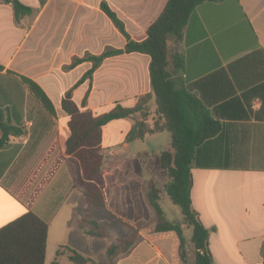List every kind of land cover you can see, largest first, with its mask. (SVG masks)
I'll use <instances>...</instances> for the list:
<instances>
[{
    "label": "crops",
    "instance_id": "crops-1",
    "mask_svg": "<svg viewBox=\"0 0 264 264\" xmlns=\"http://www.w3.org/2000/svg\"><path fill=\"white\" fill-rule=\"evenodd\" d=\"M18 1L34 10L19 23L11 6L0 2V116L3 123L21 132L18 137L9 136L0 147V228L28 211L44 221L48 227L46 264L50 249L74 247L69 239L78 236L76 230L85 218L71 209L79 198L85 201L76 186L77 162L63 151L69 130L60 103L64 93L91 68V62L67 67L74 58L124 49L126 39L100 9L102 2L121 21L128 36L141 41L166 0ZM149 63L148 55L136 52L109 56L92 73L85 107L81 101L89 80L73 90L72 100L80 110H100L115 102L134 107L139 98L151 94ZM167 70L172 80L221 122L218 134L199 153V160L208 168L191 170L192 208L208 229L212 264H262L264 0L200 4L180 37L168 41ZM21 77L41 87L53 113L29 93ZM142 108L148 113L144 123L152 127L157 118L153 97ZM136 119L142 118L113 120L102 128L104 209L116 213L114 190L124 187L126 212L132 217L140 207L149 217L143 228L134 227L142 241L116 264H183L185 260L175 258L174 235H148L145 229L152 222L148 187L153 184L158 190L159 184L164 187L168 182L159 164L163 150L153 154L150 149L170 134H146L126 142ZM150 153L156 158L150 159ZM108 187L113 209L106 195ZM181 227L183 231L185 225Z\"/></svg>",
    "mask_w": 264,
    "mask_h": 264
},
{
    "label": "trees",
    "instance_id": "trees-1",
    "mask_svg": "<svg viewBox=\"0 0 264 264\" xmlns=\"http://www.w3.org/2000/svg\"><path fill=\"white\" fill-rule=\"evenodd\" d=\"M41 3L44 0H39ZM206 1L221 0H166L164 8L158 17L146 29V36L141 41L132 40L125 32L123 24L105 3L100 9L126 39L124 49L106 50L98 56L85 55L74 58L67 67L88 61L91 68L65 93L60 107L68 116L69 136L63 144L65 155L72 157L78 166L76 186L83 193L87 205L95 208H105L104 179L102 176L103 155L101 153L102 128L113 120L133 118L138 115L134 125L125 137L126 142L143 139L146 134L167 131L170 134L169 146L159 154V164L166 172L168 182L165 193L176 205L182 215L181 222H169L165 219L163 210L158 204V190L153 184L148 187L147 198L154 210L156 220L150 225L148 235L172 234L176 237L177 247L175 258L185 260V241L181 225L191 228L190 242L193 249V264H212L208 247V229L201 223L197 212L192 208L191 185L193 167L208 168L199 160L201 147L214 138L221 129V122L214 119L208 108L184 87L171 79L168 67V41L178 39L181 30L186 25L195 9ZM12 8L16 23L24 16L31 15L34 10L18 0H0ZM141 53L150 57L148 67L151 94L139 98L134 107H125L115 102L100 110H80L72 100V92L85 80L92 79L93 71L102 61L120 53ZM1 68V67H0ZM22 83L29 93L48 112L53 113V107L41 87L29 78L21 77ZM88 90L81 101L85 107ZM153 97L156 120L149 127L144 123L148 115L142 108L147 100ZM259 120V119H258ZM261 120V119H260ZM0 147L8 141V137H18L21 132L3 123L0 116ZM1 174V172H0ZM92 228L84 229V234L92 238H104L105 232L98 228L94 220L83 219ZM131 234L127 238H119L116 243L108 246L105 257L95 261L68 246H61L55 257L65 256L73 264H116L125 258L130 251L142 241L139 232L131 225ZM47 224L32 212L28 211L15 220L0 228V264H44L47 239ZM260 253L264 264V242ZM56 264V263H53Z\"/></svg>",
    "mask_w": 264,
    "mask_h": 264
},
{
    "label": "rangeland",
    "instance_id": "rangeland-1",
    "mask_svg": "<svg viewBox=\"0 0 264 264\" xmlns=\"http://www.w3.org/2000/svg\"><path fill=\"white\" fill-rule=\"evenodd\" d=\"M92 88V82L90 81L88 83V87L86 91L88 90V95ZM85 91V93H86ZM110 127L105 128L104 132L106 133ZM169 135V134H168ZM170 136L167 137V139L161 138L157 142L153 143L150 152L154 154V150H167L170 148L169 146V140ZM147 145V144H146ZM147 147V146H146ZM148 148V147H147ZM146 148V150H147ZM150 148V147H149ZM150 153V154H151ZM151 154L150 159H154L156 157ZM161 179V178H160ZM158 179V180H160ZM162 180V179H161ZM165 186L163 187L162 184H159L158 187V204L160 208L163 210L164 217L169 222H181L180 219V210L179 208L174 205L168 196L166 195L164 191ZM110 187L107 188V199L109 201V195H110ZM114 192L117 195V198L115 200L116 205H114V209L116 210V213H112L111 211H108V209L104 208H95L92 206L87 205L86 203H82L81 198H79V204L73 203V214H85L84 219L87 220H94L98 224V228L105 232L106 236L104 238H92L84 234L83 230L80 228V230H76V233L78 236L72 237L70 240V244L74 247H71L75 249L76 251L80 252L84 256L91 258L95 261H101L105 257L106 250L108 246L116 243V241L119 238H127L131 234V229L129 228L128 224H131L133 227H142L144 226L145 221L149 218L146 211H141L140 207H137L138 214L136 215H130V212H126V201H125V188L124 187H117L115 188ZM109 207L113 209L111 206V203L109 201ZM152 217V222L145 228L146 231L149 232L150 225L156 220V216L154 213V210L149 208ZM63 213V212H62ZM134 216H137L136 223ZM145 217V218H144ZM94 218V219H93ZM139 218H141L140 222ZM144 218V221L142 219ZM83 221V220H82ZM81 223L79 224L83 226L84 229L92 228L91 224L89 222L87 223ZM148 224V223H146ZM182 226V225H181ZM191 233V228L188 226H185L183 228V235L185 239V247H186V258L185 262L183 264H193L194 256H193V249L192 244L189 240V236ZM70 247V245H68ZM58 250V249H57ZM55 249H50L47 254L46 258V264H73L70 262L65 256L56 258L54 255ZM56 253V252H55ZM88 255V256H87Z\"/></svg>",
    "mask_w": 264,
    "mask_h": 264
}]
</instances>
